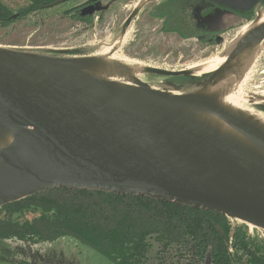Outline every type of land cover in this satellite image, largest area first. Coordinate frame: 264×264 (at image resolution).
I'll return each mask as SVG.
<instances>
[{
  "label": "water",
  "instance_id": "1",
  "mask_svg": "<svg viewBox=\"0 0 264 264\" xmlns=\"http://www.w3.org/2000/svg\"><path fill=\"white\" fill-rule=\"evenodd\" d=\"M211 1L242 12L261 5V0ZM82 64L78 58L55 61L0 51V130L13 136L12 144L0 149L5 165L0 170V208L67 188L147 197L264 230L261 159L163 105L67 67ZM222 70L198 76L156 69L147 75L197 89L213 83ZM138 84L165 104L209 111L264 150V133L206 100L190 93L168 94L145 81ZM254 109L264 113V105Z\"/></svg>",
  "mask_w": 264,
  "mask_h": 264
},
{
  "label": "trees",
  "instance_id": "2",
  "mask_svg": "<svg viewBox=\"0 0 264 264\" xmlns=\"http://www.w3.org/2000/svg\"><path fill=\"white\" fill-rule=\"evenodd\" d=\"M43 1L32 0L20 17L42 9ZM12 21V13L0 2V24ZM57 194L96 195L100 203ZM101 204L109 205V217ZM30 209H41L42 216L32 223L12 219ZM2 211L6 216L0 219V241L28 247L71 236L114 264H264V243L248 237L243 228L235 234L234 258L229 255L223 216L147 197L59 188L3 206Z\"/></svg>",
  "mask_w": 264,
  "mask_h": 264
},
{
  "label": "rangeland",
  "instance_id": "3",
  "mask_svg": "<svg viewBox=\"0 0 264 264\" xmlns=\"http://www.w3.org/2000/svg\"><path fill=\"white\" fill-rule=\"evenodd\" d=\"M51 1V0H50ZM143 0H98L94 4V18L89 24L71 22L64 17V12L76 4L86 0L69 2L52 9L33 11L13 21L8 25L0 24V51H12L49 60L62 61L70 58H81L95 54L97 45L113 40L123 32L125 22L130 18L126 31L129 40L123 48V53L132 59L143 62L151 67L164 71H180L192 62L216 56L229 45L234 34L245 24L254 20L258 14L264 13V8L256 9V16L242 22L236 28L228 30L223 43L209 51L204 50L195 40H183L175 34L158 33L161 22L150 16V11L159 1L149 4L145 0L144 8L135 13V6ZM151 1V0H150ZM0 2L16 15L28 8L32 0H0ZM91 3H94L93 1ZM118 33V35H117ZM113 38V39H112ZM203 51V52H202ZM145 76L152 88L170 90L174 93L186 94L196 89V86L175 87L169 84L165 77ZM161 86V87H160ZM190 90V91H189ZM245 93L259 97L264 95V52L259 58L251 75ZM264 105V104H259ZM62 195L65 199L79 198L85 202L100 203L98 196ZM59 197V196H58ZM109 217V205L101 204ZM6 216L0 212V219ZM42 216L41 209H30L16 213L12 219L19 222L32 223ZM106 218L107 220L109 218ZM235 220V219H234ZM237 226H245L252 238L264 243V230L252 227L242 221L235 220ZM0 264H114L107 257L99 254L93 248L79 242L74 237L63 236L55 242L28 247L19 242L0 241Z\"/></svg>",
  "mask_w": 264,
  "mask_h": 264
},
{
  "label": "bare ground",
  "instance_id": "4",
  "mask_svg": "<svg viewBox=\"0 0 264 264\" xmlns=\"http://www.w3.org/2000/svg\"><path fill=\"white\" fill-rule=\"evenodd\" d=\"M145 2L143 0L135 6V13L143 9ZM129 23L124 26L121 34L118 35L117 33L116 38L97 45L95 48L99 50L95 54L78 58L83 62L82 65H69L67 67L117 91L163 105L168 110L191 120L264 162L263 149L250 142L209 111L168 105L143 92L138 83L140 81L147 82L145 76L156 68L129 58L123 53V48L129 40L130 34L126 31ZM263 30L264 13H260L254 20L241 27L231 38L229 45L216 56L192 62L182 69L188 74L198 76L223 69L213 83H206L204 86L191 91L190 94L211 103L231 119L251 126L262 133H264V113L259 112L254 107L264 104V95L250 96L245 93V89L251 80V75L259 58L264 52V34L261 35ZM166 92L172 95L176 94L170 90H166ZM12 142L13 136L7 130L1 129L0 149L7 148ZM2 169H5V165L0 161V170ZM250 226L254 228V226Z\"/></svg>",
  "mask_w": 264,
  "mask_h": 264
},
{
  "label": "flooded vegetation",
  "instance_id": "5",
  "mask_svg": "<svg viewBox=\"0 0 264 264\" xmlns=\"http://www.w3.org/2000/svg\"><path fill=\"white\" fill-rule=\"evenodd\" d=\"M56 1L58 0L43 1V4L41 5L42 9H38L36 11L52 9L69 2H77L81 0H66L59 5L51 7L50 5ZM92 1L94 3H91ZM155 1L159 0H149V4ZM97 2L98 0H86V2L82 5L76 4L75 6L65 10L64 17L68 18L71 22L89 24L94 18L93 6ZM259 7L264 8L263 5H260ZM256 9L257 6H253L250 11L242 12L226 8L212 2L211 0H160V2H158L150 11V16L151 18L161 22L158 33L175 34L178 38L183 40H195L204 48V50L210 52L219 46V39H224V35L228 32V30L234 29L238 25H241L242 22L251 20V18L255 17ZM14 16H16V18H14ZM18 17L20 18V13L13 15V19H17ZM130 18L125 22V24L128 23ZM153 76L154 75H149L147 77L152 78ZM172 80L178 81L177 78H173ZM210 213L226 218V223L229 228L226 246L229 255L234 258V240L237 230L239 228H243L250 238H252L250 236L251 233L246 230L245 226H237L233 224L236 219L234 220L213 212ZM233 264L238 263L234 261Z\"/></svg>",
  "mask_w": 264,
  "mask_h": 264
},
{
  "label": "built area",
  "instance_id": "6",
  "mask_svg": "<svg viewBox=\"0 0 264 264\" xmlns=\"http://www.w3.org/2000/svg\"><path fill=\"white\" fill-rule=\"evenodd\" d=\"M251 229H253V228H251Z\"/></svg>",
  "mask_w": 264,
  "mask_h": 264
}]
</instances>
